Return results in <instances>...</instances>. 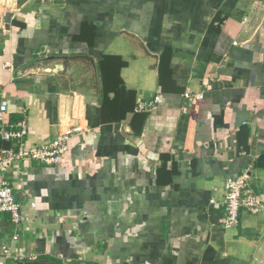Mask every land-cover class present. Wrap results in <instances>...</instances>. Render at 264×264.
Listing matches in <instances>:
<instances>
[{
  "label": "crops",
  "instance_id": "1",
  "mask_svg": "<svg viewBox=\"0 0 264 264\" xmlns=\"http://www.w3.org/2000/svg\"><path fill=\"white\" fill-rule=\"evenodd\" d=\"M1 100L26 147L79 131L6 176L0 264H264V207L221 224L243 172L264 206V0H0Z\"/></svg>",
  "mask_w": 264,
  "mask_h": 264
},
{
  "label": "built area",
  "instance_id": "2",
  "mask_svg": "<svg viewBox=\"0 0 264 264\" xmlns=\"http://www.w3.org/2000/svg\"><path fill=\"white\" fill-rule=\"evenodd\" d=\"M182 97L186 100H202L203 93L193 94L186 91ZM157 102L158 97H155L152 101L140 104L138 111L147 113L155 107ZM7 106L5 100L0 101V141L10 145L0 151V214H7L11 222L18 226L23 221V215L20 211V203L15 199L6 176L13 167H18L24 162L57 165L67 152L69 136L78 132L79 128H69L51 142L29 148L26 147L24 142L26 136L25 122L21 121L16 125H11L6 120ZM224 187V216L221 219V224L225 229L237 227L240 211H245L249 215H256L263 209L262 200L248 184V174L246 172L235 178L227 179ZM16 240L17 236L13 235L12 241ZM1 254L4 259H11L8 247H3Z\"/></svg>",
  "mask_w": 264,
  "mask_h": 264
},
{
  "label": "trees",
  "instance_id": "3",
  "mask_svg": "<svg viewBox=\"0 0 264 264\" xmlns=\"http://www.w3.org/2000/svg\"><path fill=\"white\" fill-rule=\"evenodd\" d=\"M11 264V263H7ZM13 264H62L60 261H58L55 258L49 257V256H40L37 257L35 260H17L13 262Z\"/></svg>",
  "mask_w": 264,
  "mask_h": 264
},
{
  "label": "water",
  "instance_id": "4",
  "mask_svg": "<svg viewBox=\"0 0 264 264\" xmlns=\"http://www.w3.org/2000/svg\"><path fill=\"white\" fill-rule=\"evenodd\" d=\"M18 198H19V197L16 195V196H15V199H16L17 201H19V199H18Z\"/></svg>",
  "mask_w": 264,
  "mask_h": 264
},
{
  "label": "rangeland",
  "instance_id": "5",
  "mask_svg": "<svg viewBox=\"0 0 264 264\" xmlns=\"http://www.w3.org/2000/svg\"><path fill=\"white\" fill-rule=\"evenodd\" d=\"M24 260V259H23Z\"/></svg>",
  "mask_w": 264,
  "mask_h": 264
}]
</instances>
